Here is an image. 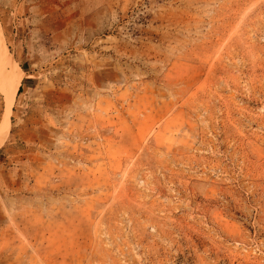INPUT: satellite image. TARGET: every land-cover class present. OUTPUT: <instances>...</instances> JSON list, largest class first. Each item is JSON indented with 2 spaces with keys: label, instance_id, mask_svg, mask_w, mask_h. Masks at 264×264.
Returning a JSON list of instances; mask_svg holds the SVG:
<instances>
[{
  "label": "rangeland",
  "instance_id": "374dc122",
  "mask_svg": "<svg viewBox=\"0 0 264 264\" xmlns=\"http://www.w3.org/2000/svg\"><path fill=\"white\" fill-rule=\"evenodd\" d=\"M0 131V264H264V0H0Z\"/></svg>",
  "mask_w": 264,
  "mask_h": 264
},
{
  "label": "bare ground",
  "instance_id": "6f19581e",
  "mask_svg": "<svg viewBox=\"0 0 264 264\" xmlns=\"http://www.w3.org/2000/svg\"><path fill=\"white\" fill-rule=\"evenodd\" d=\"M18 74V73H17ZM14 79V78H13ZM11 82V81H10ZM18 83H17V81L15 80V81H13L12 82V86H13V89L16 87V85H17ZM15 91V90H14ZM13 90H12V92H14ZM11 101V100H10ZM4 123V122H3ZM6 125V124H5ZM3 129V131L5 130L4 128H2ZM0 133H1V135H2V132L0 131Z\"/></svg>",
  "mask_w": 264,
  "mask_h": 264
},
{
  "label": "crops",
  "instance_id": "0c3cea01",
  "mask_svg": "<svg viewBox=\"0 0 264 264\" xmlns=\"http://www.w3.org/2000/svg\"><path fill=\"white\" fill-rule=\"evenodd\" d=\"M0 218L2 219V206H1V204H0Z\"/></svg>",
  "mask_w": 264,
  "mask_h": 264
}]
</instances>
